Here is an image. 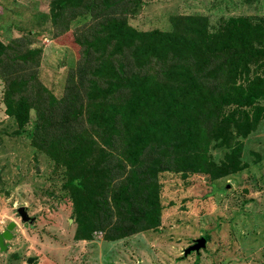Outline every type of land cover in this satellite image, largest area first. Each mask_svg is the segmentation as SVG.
I'll return each instance as SVG.
<instances>
[{
	"label": "trees",
	"instance_id": "1",
	"mask_svg": "<svg viewBox=\"0 0 264 264\" xmlns=\"http://www.w3.org/2000/svg\"><path fill=\"white\" fill-rule=\"evenodd\" d=\"M141 4L50 0L55 34L71 30L77 52L59 97L37 78L39 32L0 38L5 113L21 128L35 111L30 144L62 169L78 240L156 229L160 174L241 170L240 138L264 119V23L231 16L210 31L206 16L179 14L169 30H138L128 16Z\"/></svg>",
	"mask_w": 264,
	"mask_h": 264
},
{
	"label": "rangeland",
	"instance_id": "2",
	"mask_svg": "<svg viewBox=\"0 0 264 264\" xmlns=\"http://www.w3.org/2000/svg\"><path fill=\"white\" fill-rule=\"evenodd\" d=\"M49 9L50 0H0V38L38 31L30 36L41 47L37 78L59 97L68 72L77 66V52L71 30L55 34ZM179 14L206 16L210 31L231 16L264 23V0H142L128 22L138 30H169L170 17ZM3 91L0 76V233L11 220L16 226L4 241L0 264H264V119L240 138L241 170L216 179L160 174L163 209L156 229L117 240L97 231L90 240H78L62 169L30 144L35 111L17 128L5 113ZM213 144L207 156L218 164L226 149ZM19 206H26L31 223L16 216ZM202 236H208L206 247L183 257Z\"/></svg>",
	"mask_w": 264,
	"mask_h": 264
},
{
	"label": "water",
	"instance_id": "3",
	"mask_svg": "<svg viewBox=\"0 0 264 264\" xmlns=\"http://www.w3.org/2000/svg\"><path fill=\"white\" fill-rule=\"evenodd\" d=\"M16 216L20 218V221L22 223H31L34 218L30 217L27 212L26 206H19L15 209ZM16 226V222L11 220L7 225L6 228L0 233V251H4L7 247V244L4 242L5 240H8L12 237L11 230ZM206 238L205 237H199L193 240V243L186 247L183 250V257H186L188 254L192 252H199L200 250L204 249L206 247ZM33 258H28L27 262H31Z\"/></svg>",
	"mask_w": 264,
	"mask_h": 264
}]
</instances>
